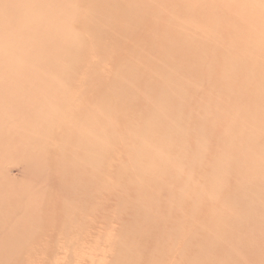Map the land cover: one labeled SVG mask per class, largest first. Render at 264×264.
I'll use <instances>...</instances> for the list:
<instances>
[{
	"label": "bare ground",
	"instance_id": "bare-ground-1",
	"mask_svg": "<svg viewBox=\"0 0 264 264\" xmlns=\"http://www.w3.org/2000/svg\"><path fill=\"white\" fill-rule=\"evenodd\" d=\"M177 2L182 7L175 0H0V183L7 180L21 185L20 177L29 183L21 195L20 214L13 215L10 229L31 219L35 212L30 216L29 204L37 202V219L44 226L45 244L41 239V249L52 254L60 250L73 253L53 257L55 264H64L57 262L58 258H71L80 264L86 254H91L92 243L97 240V208L104 211L105 205L112 204L105 188L117 156L98 163L97 134L102 126L95 122L101 115L91 111L108 93L116 97L117 107L125 106L115 108L125 120L109 146L121 139L119 152L128 155L129 165L137 168L136 178L149 185V189L142 186L134 191L132 214L126 224L133 231L142 228L137 234L153 239L156 251L160 248V233L157 235L159 229L154 225L164 228L169 243L165 249L167 264H172L176 253L184 256L190 244V232L184 226L187 218L180 216L182 226L176 230L168 227L174 219L164 214L171 211L172 193L186 192L190 171L187 154L191 123L186 113H176V103L187 98L177 94L175 78L188 77L200 88L204 86L201 97L194 96L196 105L217 103L218 108L204 110L215 137L227 135L228 122L240 124L241 118L256 107L264 110V7L260 6L264 0ZM192 14V19L182 20ZM217 33L226 40L218 64L190 51L192 46H197L195 52L198 47L208 50L209 38ZM178 59L181 63L176 64ZM128 93L135 95V100ZM128 115L134 121L130 126ZM215 123L219 124L216 130ZM139 127L150 135L139 132ZM165 140L182 149L174 158L182 166L184 183L175 181L172 174L176 166L172 168L170 158L159 152ZM242 151L239 147L238 152ZM37 157L45 161L40 164ZM97 165L108 173H99ZM17 169L19 177L13 176ZM257 170L262 173V181H257L261 184L264 166ZM163 174L165 209L162 215L157 209L159 222L153 220V215L150 220L151 209L142 200L158 192L155 181ZM96 181L99 193L94 191ZM132 181L128 178L126 186H132ZM70 205L76 224L66 223ZM115 205L117 209L116 201ZM115 231L116 225L105 228L108 244ZM257 234L256 243L237 242V247L245 245L238 255L241 262L262 261L264 229H257ZM176 237L180 240L178 247ZM7 238L9 243L15 236ZM68 240L82 242V249L79 245L62 247V242ZM51 243L56 247L52 249ZM215 254L203 264H217L220 252ZM151 259L156 256L151 254ZM34 263L32 259L30 264Z\"/></svg>",
	"mask_w": 264,
	"mask_h": 264
},
{
	"label": "rangeland",
	"instance_id": "rangeland-1",
	"mask_svg": "<svg viewBox=\"0 0 264 264\" xmlns=\"http://www.w3.org/2000/svg\"><path fill=\"white\" fill-rule=\"evenodd\" d=\"M175 1L179 8L182 7V4L177 2L178 0ZM260 6L264 7V3ZM193 16L194 14L182 20L192 19ZM186 33L189 36V33ZM220 34L217 33L215 37L209 38L208 50L198 47V52H195L193 49L197 46H192L190 51L194 55L196 53L202 55L206 61L212 64H218L222 59V52L225 51L224 46L226 44L225 38H221ZM185 59L182 58L183 61ZM178 60L180 62L176 61V64L181 63V59ZM139 74L140 71L137 72V77ZM175 80L177 81L175 87L177 94H182V97L187 98L178 105L176 103V113H186L191 123L188 125L190 149L187 156L190 159V171L188 170V177H186V192L184 195L173 192L170 202V204L172 203L170 206L171 211L164 212L163 174L155 181V186L159 187V190H157L159 193L145 196L142 203L151 209L150 220H152L151 215H153L156 218L153 219L154 221L161 222L160 216L157 214L158 209L160 215L164 212V214H169L174 219V223L168 227H174L176 230L182 226V222L179 221L180 216L183 215L187 218V223L184 222V226L190 232V238L188 237L189 250L184 256L174 254L172 264H203L206 258L213 257L216 255L215 253L219 252L220 259L217 264H250L247 261L241 262L238 259V255L244 252L245 245L242 243L237 247V242L252 241L256 243L257 238H259L257 229H264V180L261 184L257 183V181H262V173L257 168L264 166V149L261 146L264 145V110L256 107L253 113L250 112L246 117L241 118L240 124H236L234 121L228 122L225 130L227 135L225 137H215L213 131L208 127L206 120L210 118L204 116V110L209 107H217V103L196 105L194 96L199 99L204 92V86L200 88L198 83L192 82V79L188 77L175 78ZM128 94L132 101L135 100V95ZM117 97L119 98V96ZM124 107H117L116 97L113 93H108L91 110L94 114L101 115L95 124L103 128V130L102 128L100 130L101 133L97 134L96 159L98 163H102L103 160H107L112 156H117V161L113 168V174L109 177L111 183L109 182L105 188V195L110 197V203L112 204L105 205L104 211L101 207L97 208L96 232L99 235L96 234L97 240L92 243L91 254H86L80 264H155V262L156 264H167L165 249L169 243L165 239L164 228L160 227L159 224L154 225L159 229L156 232L157 235L160 233V248L156 251L153 246L155 244L153 239L148 240L147 236L137 234V230L142 228L133 231L126 224V220L132 214L130 210L134 191H139L142 186L149 189V185L144 180L140 181L136 178L137 168L133 169L129 165L127 162L128 155L119 152L121 139L117 138L109 146L112 138L121 132V130L116 131L118 127L123 125L125 120V115L123 114L120 117L119 113L116 114L115 108L123 109ZM127 117V125L134 124V121L131 120L132 116L128 115ZM182 126L183 124L180 123L179 128ZM136 127L135 125V129ZM218 127L219 124L215 123L213 129L216 130ZM139 130L146 136L150 135L140 127ZM9 133L10 131H7V134ZM40 140L41 137L35 142L37 143ZM148 145L149 140H146V148H148ZM239 147L243 149L240 153L238 152ZM181 150L179 147H175L172 142L165 140L163 148L159 152L170 158L173 163L172 168L176 166V172L172 174L175 181L184 183L185 177L182 166L174 158L177 151ZM249 151H252V153H249ZM36 159L40 164L45 161L43 157H37ZM162 159L165 160V157H162ZM97 170L104 175L108 173L105 168L101 170L99 165H97ZM19 175L20 169H17L13 176L19 177ZM99 177L100 174L97 179ZM141 177H146V175ZM170 177L171 174L167 176L168 179ZM128 178L133 179L132 186H126L125 183ZM18 181L21 185L11 184L7 180L0 183V264H30L32 259L35 260L34 264H55L53 257L63 258L66 254H73L72 250L68 253L60 250V253L52 254L50 251L44 252V249H41L43 246H39L40 240L42 239L41 242L45 244L43 238L44 226H42V220L37 219L39 210L38 203L35 201H31L32 203L29 204L30 216L35 212L31 219L18 222L15 229H10L13 215L20 214L18 208L22 205L21 195L25 191L23 189L29 185L23 177H20ZM98 186L96 181L94 187L96 193H99ZM115 201L117 209H115ZM69 202L72 205V201L69 200ZM71 205L66 223L76 224L77 219L72 217L73 207ZM26 213H28V210H26ZM141 218H143L142 215ZM57 220H59L58 217ZM111 225H116V231L112 241L108 244L107 239H105L107 236H104V233L105 228L110 229ZM126 227L128 229L124 231L122 228ZM171 228L166 229L169 231ZM31 234L34 235L33 239L30 238ZM8 236H15V238L8 243ZM28 239L31 240L28 241ZM184 239L187 240L186 237ZM70 241L68 240V243L62 242L61 246L72 248V246L77 247L79 245V248L82 249V242L79 241L80 243L77 244ZM175 241L178 247L180 244L179 238L176 237ZM54 245L51 243L52 249L56 247ZM110 246L112 247L111 250ZM104 251H107L105 259L103 257ZM151 254H154L156 259H151ZM260 259L262 261L258 264H264V254L260 256ZM56 261L64 264H76L77 262L71 258H58Z\"/></svg>",
	"mask_w": 264,
	"mask_h": 264
}]
</instances>
